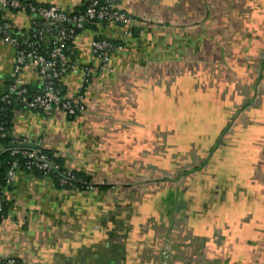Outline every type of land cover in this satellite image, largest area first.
Wrapping results in <instances>:
<instances>
[{"label":"crops","instance_id":"0c3cea01","mask_svg":"<svg viewBox=\"0 0 264 264\" xmlns=\"http://www.w3.org/2000/svg\"><path fill=\"white\" fill-rule=\"evenodd\" d=\"M33 1L76 12L87 0ZM120 1L131 39L109 25L69 47L92 77L61 83L85 89L87 111L16 107L10 133L111 188L63 189L17 170L0 264H264V0ZM97 34L123 45L104 70ZM14 60L0 39V99ZM22 78L35 93L46 85L33 66Z\"/></svg>","mask_w":264,"mask_h":264},{"label":"built area","instance_id":"2783aa9c","mask_svg":"<svg viewBox=\"0 0 264 264\" xmlns=\"http://www.w3.org/2000/svg\"><path fill=\"white\" fill-rule=\"evenodd\" d=\"M85 3H87L85 12L76 14L75 11L64 10L56 6L26 4L20 0H0V10L7 13L3 18L4 25H0V39L15 51L13 81L1 97V103L10 104L12 97L16 96L19 101L26 104L27 109L32 111H42L47 114L61 111L70 117H79L87 111L83 96L79 93L72 95L70 92L64 96L53 83L54 80L62 81L69 75H79L84 84H90L92 68L72 62L66 55L67 43H73L78 35L86 31V24L90 21L101 23L100 26L103 25L102 23L115 25L121 29L124 39H131L135 21L133 16L122 8L120 0H87ZM27 9L31 14L27 13ZM16 10L20 11L18 14L28 16L31 25L41 26V28L32 36L25 35L22 30L18 29L16 22L10 18L12 11ZM54 25L62 27L56 34L54 48L48 53L47 58L38 53L39 41L43 40L45 35L53 34ZM77 31L81 33L78 34ZM116 43H118L117 40L104 36L103 38L96 37L91 42L93 56L100 61V68L103 70L107 69L112 57L123 50V45ZM30 66L38 70L45 79L46 85L40 94L28 100V90L22 73ZM0 131H3L2 127ZM16 153L13 152L12 155ZM26 155L30 160L36 158L35 151ZM40 159L45 160L44 157ZM41 168L47 169L49 165L43 163ZM17 170V164L14 163L8 174V184L12 183ZM3 204V198L0 197V221L4 213Z\"/></svg>","mask_w":264,"mask_h":264},{"label":"trees","instance_id":"16d2710c","mask_svg":"<svg viewBox=\"0 0 264 264\" xmlns=\"http://www.w3.org/2000/svg\"><path fill=\"white\" fill-rule=\"evenodd\" d=\"M23 3L26 4H32V5H39L33 0H20ZM87 8V3H84L81 8H79L75 13H84ZM20 11H12V14H18ZM27 13L31 14L29 10L27 9ZM7 13L0 10V25H4L5 21H3V18L6 16ZM41 23V22H39ZM101 23H97L95 21H90L86 24L85 29H90L93 31L98 30L99 27H106L109 26L106 23H102L103 25L100 26ZM62 26H53V34L45 35L43 40H40L38 53L40 55H43L48 58V53L51 52L54 48V41L56 40V34L58 30ZM41 28L36 25H31L28 30H22L25 35L32 36L34 33H36ZM133 32V30H132ZM78 34L81 33V31H77ZM103 38L102 35L98 36L97 38ZM35 41V40H34ZM37 42V41H35ZM118 44H121L119 41H117ZM72 46V43H67V49H66V55L68 58L71 56V52H69V47ZM70 59V58H69ZM71 60V59H70ZM54 85L60 89L62 94L64 96L67 94L68 90L67 88L61 83L59 80L53 81ZM84 86H88V84H85ZM45 88V85L38 91L33 92L31 89L26 87L28 90L27 93V99L31 100L34 96L37 94H40L43 89ZM83 89L79 92L81 96H83L84 93ZM38 92V93H37ZM16 107L19 108H26V104H23L21 101L17 99L16 96L12 97V101L10 104H4L0 103V127L3 128V131H0V197L3 198V194L5 190H7L10 187V184H8V174L9 171L14 163L17 164L18 170L23 171L30 176H33L37 179H44L49 178L52 180L54 185L59 188L63 189H78V190H90V189H99L102 191H108L110 190L111 186L106 185H94L92 181V177L87 175L83 172H77V171H68L65 167V161L61 158H58L56 156V153L52 150H47L43 148H38L36 151L38 152L39 157H44L46 161H48L51 166L47 169L41 168V163H39L36 158L34 160H30L26 154L32 152L31 149H14V150H8L1 148H5L6 146L13 144V139L10 137V133L13 128V111ZM78 116H74L72 118H76ZM13 152H17L15 155H12ZM69 179V180H68ZM4 201V199H3ZM4 207V213L2 217L4 218L8 211V206L6 205L5 201L3 204ZM2 218V219H3Z\"/></svg>","mask_w":264,"mask_h":264},{"label":"water","instance_id":"95a60500","mask_svg":"<svg viewBox=\"0 0 264 264\" xmlns=\"http://www.w3.org/2000/svg\"><path fill=\"white\" fill-rule=\"evenodd\" d=\"M2 150L4 149H8V150H18V149H31L33 151H35L36 153V160L39 162V163H44V164H48L49 166H51V164L46 161V160H43V159H40V157L38 156V153H37V149H38V146L34 145V144H29V143H13V144H10L8 146H6L5 148H1ZM69 180V179H68Z\"/></svg>","mask_w":264,"mask_h":264}]
</instances>
